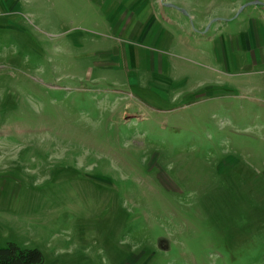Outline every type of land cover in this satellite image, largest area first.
Returning a JSON list of instances; mask_svg holds the SVG:
<instances>
[{
  "label": "rangeland",
  "instance_id": "obj_1",
  "mask_svg": "<svg viewBox=\"0 0 264 264\" xmlns=\"http://www.w3.org/2000/svg\"><path fill=\"white\" fill-rule=\"evenodd\" d=\"M163 1L202 27L264 12ZM95 6L0 0V247L43 264H264V92L239 85L259 77L174 53L146 71L95 35Z\"/></svg>",
  "mask_w": 264,
  "mask_h": 264
},
{
  "label": "crops",
  "instance_id": "obj_2",
  "mask_svg": "<svg viewBox=\"0 0 264 264\" xmlns=\"http://www.w3.org/2000/svg\"><path fill=\"white\" fill-rule=\"evenodd\" d=\"M88 1L96 4L94 14L103 16L90 22L97 30L95 35L118 46L120 49L115 54H122L125 49L132 60L148 61L150 66L143 67L144 70L157 71V74L166 71L167 55L171 53L177 57L192 55L207 65L213 64L212 70L223 78L258 76L259 85L251 79L240 83L242 78L239 85L247 84L256 93L264 92V12L261 9L252 10L245 19L233 23L214 19L202 27L189 14L166 5L163 0Z\"/></svg>",
  "mask_w": 264,
  "mask_h": 264
},
{
  "label": "trees",
  "instance_id": "obj_3",
  "mask_svg": "<svg viewBox=\"0 0 264 264\" xmlns=\"http://www.w3.org/2000/svg\"><path fill=\"white\" fill-rule=\"evenodd\" d=\"M43 260L37 248H23L13 242L0 247V264H43Z\"/></svg>",
  "mask_w": 264,
  "mask_h": 264
},
{
  "label": "water",
  "instance_id": "obj_4",
  "mask_svg": "<svg viewBox=\"0 0 264 264\" xmlns=\"http://www.w3.org/2000/svg\"><path fill=\"white\" fill-rule=\"evenodd\" d=\"M165 4H166V5L174 6V7H176V8H179V6H177V5L173 4V3H170V2H165ZM249 4H262V5H264V2H262V1H258V0L251 1V2H247V3H245L244 5H242V6L239 8L238 13L240 12V10H241L244 6L249 5ZM179 9H180V8H179ZM181 10H183V9H181ZM213 21H215V20H212V21L209 23V25H210ZM208 27H209V26H208ZM208 27H207V29H208Z\"/></svg>",
  "mask_w": 264,
  "mask_h": 264
}]
</instances>
